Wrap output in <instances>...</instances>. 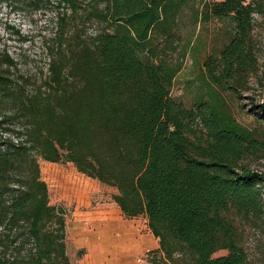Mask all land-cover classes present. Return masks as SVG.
Instances as JSON below:
<instances>
[{"label":"trees","instance_id":"trees-1","mask_svg":"<svg viewBox=\"0 0 264 264\" xmlns=\"http://www.w3.org/2000/svg\"><path fill=\"white\" fill-rule=\"evenodd\" d=\"M0 4L64 10L46 84L28 92L0 56V264H71L65 215L49 204L39 162L71 164L114 188L122 215L145 217L158 241L150 264H246L236 221L264 222L262 176L247 162L264 157V126L236 122L223 94L239 98L258 74L254 17H264V0ZM195 4L194 21L232 28L186 108L169 90L181 70L180 16ZM88 23L97 26L90 36ZM219 251L227 254L213 258Z\"/></svg>","mask_w":264,"mask_h":264},{"label":"rangeland","instance_id":"rangeland-1","mask_svg":"<svg viewBox=\"0 0 264 264\" xmlns=\"http://www.w3.org/2000/svg\"><path fill=\"white\" fill-rule=\"evenodd\" d=\"M221 1L223 0H212L215 3ZM200 7L197 4L188 6L180 16V46L175 59L181 63V70L169 90L170 98L186 108H190L202 93L204 60L219 52L228 41L232 28L228 22L213 19L208 22L194 21V11H199ZM62 12L64 10L50 9L47 5L35 8L27 4L16 7L0 4V56L5 54L15 62V68L11 69L13 76L18 84H25L28 92L47 82L48 64L51 60L49 47L56 33L59 13ZM254 22L253 38L258 74L252 76L249 90L239 98L223 94L231 116L249 130L264 126V109H259L264 106V17L255 16ZM96 28L94 23L86 24V35H92ZM247 162L251 169L261 173L264 195V157H251ZM39 168L41 180L47 186L49 204L64 212L66 253L71 264H97L95 253L80 243L81 229L90 231L93 219L105 213L112 214L132 228L140 240L138 245L128 250L120 242L116 245L117 251L128 252L125 257L127 264H150V252L158 248L151 247L150 241H158L150 233L145 217L127 219L122 215L111 199L116 193L114 188L85 177L71 164L39 162ZM236 224L243 235L246 264H264V222L252 224L238 219ZM144 246L146 247L141 252ZM136 252L138 254L134 259ZM226 254V251H219L212 257ZM85 255L86 259L81 261Z\"/></svg>","mask_w":264,"mask_h":264},{"label":"bare ground","instance_id":"bare-ground-1","mask_svg":"<svg viewBox=\"0 0 264 264\" xmlns=\"http://www.w3.org/2000/svg\"><path fill=\"white\" fill-rule=\"evenodd\" d=\"M91 225L90 231L81 229L80 243L85 244L92 253H95L97 264H127L125 257L128 252H119L115 248L118 242L124 244L127 250L138 245L140 240L135 235L134 230L110 213L93 219ZM134 254L135 259L138 252ZM129 264L133 263L130 262Z\"/></svg>","mask_w":264,"mask_h":264},{"label":"crops","instance_id":"crops-1","mask_svg":"<svg viewBox=\"0 0 264 264\" xmlns=\"http://www.w3.org/2000/svg\"><path fill=\"white\" fill-rule=\"evenodd\" d=\"M151 242V247H158V242H153L152 240L150 241ZM146 246H144L142 249H141V252L144 250Z\"/></svg>","mask_w":264,"mask_h":264}]
</instances>
